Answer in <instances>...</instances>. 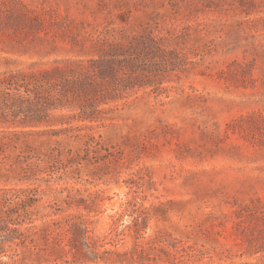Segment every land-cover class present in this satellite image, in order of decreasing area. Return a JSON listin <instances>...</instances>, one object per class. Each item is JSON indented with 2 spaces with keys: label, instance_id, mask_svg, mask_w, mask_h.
Listing matches in <instances>:
<instances>
[{
  "label": "rangeland",
  "instance_id": "1",
  "mask_svg": "<svg viewBox=\"0 0 264 264\" xmlns=\"http://www.w3.org/2000/svg\"><path fill=\"white\" fill-rule=\"evenodd\" d=\"M0 136V264H264V0H0Z\"/></svg>",
  "mask_w": 264,
  "mask_h": 264
},
{
  "label": "trees",
  "instance_id": "2",
  "mask_svg": "<svg viewBox=\"0 0 264 264\" xmlns=\"http://www.w3.org/2000/svg\"><path fill=\"white\" fill-rule=\"evenodd\" d=\"M94 88L92 87L91 89ZM2 139L3 136H0L1 141ZM74 197L75 194L70 192L67 195V203H73L70 200ZM39 202L38 187L0 189V256L6 255L7 251L16 253V247L14 246L27 243V232L22 231L21 226L26 225V230L37 227L33 224V221ZM76 202L80 203L81 201L77 198ZM79 203L76 204L79 205ZM130 203L131 201H128V204ZM51 207L52 213L56 214V204L51 205ZM47 227H52L55 231H70L75 236L88 231L84 222L77 221L74 218H69L66 221L53 218L52 221L45 222L42 225V229ZM79 243L75 239L71 242L73 247H77L75 255L78 260L81 259L82 255H85Z\"/></svg>",
  "mask_w": 264,
  "mask_h": 264
}]
</instances>
